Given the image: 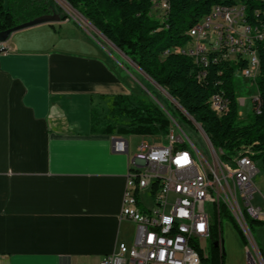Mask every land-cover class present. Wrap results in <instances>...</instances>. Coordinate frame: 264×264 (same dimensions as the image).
<instances>
[{
	"label": "crops",
	"instance_id": "obj_1",
	"mask_svg": "<svg viewBox=\"0 0 264 264\" xmlns=\"http://www.w3.org/2000/svg\"><path fill=\"white\" fill-rule=\"evenodd\" d=\"M88 34L73 18L39 24L0 55V264H100L136 238L121 209L138 145L92 123L129 95L126 73Z\"/></svg>",
	"mask_w": 264,
	"mask_h": 264
},
{
	"label": "built area",
	"instance_id": "obj_2",
	"mask_svg": "<svg viewBox=\"0 0 264 264\" xmlns=\"http://www.w3.org/2000/svg\"><path fill=\"white\" fill-rule=\"evenodd\" d=\"M227 1L215 5L189 31L187 46L173 51L191 57L199 65V81L206 77L211 64L233 63L238 66L234 77L240 73L257 88L260 51H264V0ZM168 10L169 2L163 0L152 12L163 19ZM252 19H259V27H252ZM7 52L5 43H0V55ZM219 72L221 75L222 70ZM212 100L215 114L225 115V104H229L225 92L213 94ZM237 100L239 106L246 104L245 98ZM252 103L254 113L261 110L259 90ZM161 108L171 121L168 134L160 138L166 144L143 139L126 176L121 218L136 224V238L131 246L119 244L117 251L100 264H203L210 242L223 250L224 217L233 220L243 234L246 264H264V253L251 227V223H264V205L255 202L259 191L254 177L259 170L252 147L243 146L229 160H223V151L212 145L208 160L168 110ZM175 126L182 133L176 135ZM186 140L196 150V158ZM113 150L127 154V141L114 139ZM144 194L151 205L147 206Z\"/></svg>",
	"mask_w": 264,
	"mask_h": 264
},
{
	"label": "trees",
	"instance_id": "obj_3",
	"mask_svg": "<svg viewBox=\"0 0 264 264\" xmlns=\"http://www.w3.org/2000/svg\"><path fill=\"white\" fill-rule=\"evenodd\" d=\"M65 1L167 91L183 110L179 114L184 119L186 114L193 118L213 148L223 151V160H229L243 146H250L254 161L264 166V51H260L262 63L256 77L261 110L246 126H240L238 122L240 106L233 74L238 66L233 63L211 64L206 77L199 81V65L191 57L173 51L187 46L191 40L189 31L215 5L227 4V0H168L169 10L163 19L154 17L152 12L154 6L162 5L163 0ZM42 17H53L56 21L70 18L54 0H0V33ZM252 25H259V19H252ZM110 53L127 72H137L117 53ZM221 92H225L229 104H225V115L219 117L215 114L212 95ZM92 123L96 132L124 136L165 137L171 126L167 114L156 102L133 95H117L109 98L104 108H94ZM255 224L264 225L257 222L251 223V227L254 228ZM211 251L212 264H223V250L211 246Z\"/></svg>",
	"mask_w": 264,
	"mask_h": 264
},
{
	"label": "rangeland",
	"instance_id": "obj_4",
	"mask_svg": "<svg viewBox=\"0 0 264 264\" xmlns=\"http://www.w3.org/2000/svg\"><path fill=\"white\" fill-rule=\"evenodd\" d=\"M54 1L62 8V10L65 13H67L70 16V18H74L75 21L89 33L88 37L91 40L102 45L109 53L110 52L117 53L109 46L108 41L106 39H103V37L94 29L93 25L88 20H86L78 11L71 9L69 6H67V4L63 0H54ZM153 16L159 18L160 14L158 12H154ZM110 54L112 55V53ZM113 58L117 61L119 66H122L121 63L118 61L117 57L113 56ZM133 67L136 66L134 65ZM123 70L126 73V75L122 76V80L129 95L150 98L154 102H156L159 106L168 110L174 116L176 122L184 131V133L187 135L189 140L194 144L197 151L201 153L202 156L205 157L206 159L211 160L212 152L207 143L206 138L202 134L197 124H195L191 119H189L186 116H185L186 119H184L179 114L180 110L182 112L183 110L178 107L176 102L171 100V98H169L162 89L158 88L151 81L146 79L139 71L132 74L127 72L124 67ZM234 80H235V88L238 93V98L246 99V104L240 105V111L242 112V116H239V120H238L240 126H246L249 123H251L255 114L253 111L252 97L255 95L258 89L256 88V86L251 85V82L246 80L244 77H242L240 73L236 74ZM175 133L176 135L178 133H182L177 126H175ZM125 138L130 140L131 145L133 147L138 145L143 139L149 142L161 141L162 143L166 144V142L164 140H160L161 137L158 136L125 135ZM186 141L189 143L188 140ZM189 145L191 146L190 143ZM191 151L194 157L196 158V150H194V148L192 149V146H191ZM257 168L259 170V173L254 177V183L259 193L256 196L255 202H257V204H259L260 206H263L264 200L260 196V194L264 196V166L262 165V163L258 162ZM144 200L147 202V206L151 205L148 197H145ZM207 208L211 209L209 204H207ZM221 228L223 231L222 235L224 239V248H225V256L223 259V264H246L245 263L246 245H245V240L240 232V229L237 228L233 220L227 217H224L221 224ZM252 233L254 239L256 240L257 244L264 253V225L255 224ZM211 252L212 251H211V242H210L208 249H206L204 253V258L207 259L209 257L210 260L206 261L205 259L203 261V264H212Z\"/></svg>",
	"mask_w": 264,
	"mask_h": 264
},
{
	"label": "water",
	"instance_id": "obj_5",
	"mask_svg": "<svg viewBox=\"0 0 264 264\" xmlns=\"http://www.w3.org/2000/svg\"><path fill=\"white\" fill-rule=\"evenodd\" d=\"M71 9H73L65 0H63ZM74 10V9H73ZM56 19L53 18V17H42V18H39L27 25H24V26H21V27H18L16 29H13L11 31H7V32H3V33H0V43H6L7 39L9 38V36L13 33V32H16L18 30H21V29H25V28H28V27H32V26H35V25H39V24H44V23H52V22H55ZM94 27V26H93ZM94 29L103 37V39H106L95 27ZM107 40V39H106ZM108 41V40H107ZM109 43V46L115 51L117 52L125 61H127L128 63H130L131 65H133V63L114 45L112 44L110 41H108ZM135 65V64H134ZM133 65V66H134ZM136 66V65H135ZM136 68L137 71H139L146 79H148L149 81H151L155 86H157L158 88L162 89L169 98H171L169 96V94L167 93V91L165 89H163L162 87L158 86L152 79H150L145 73H143L138 66L134 67ZM171 100H173L174 102H176L173 98H171ZM177 103V102H176ZM178 107L180 108V106L178 105ZM186 116L191 119L195 124H197V126L199 125L193 118H191L190 116H188L186 114ZM199 129L201 130L202 134L204 135V137L206 138V140L208 139V137L206 136V134L204 133L203 129L201 128V126H198ZM214 247L216 248L218 246L217 243H213ZM223 252H224V255H225V248L223 247Z\"/></svg>",
	"mask_w": 264,
	"mask_h": 264
},
{
	"label": "bare ground",
	"instance_id": "obj_6",
	"mask_svg": "<svg viewBox=\"0 0 264 264\" xmlns=\"http://www.w3.org/2000/svg\"><path fill=\"white\" fill-rule=\"evenodd\" d=\"M68 6V5H67ZM252 27H259V25H252ZM177 104V103H176ZM178 105V104H177ZM198 126H200V125H198ZM207 143H208V145H209V147H212V144H211V142L207 139ZM214 149V148H213Z\"/></svg>",
	"mask_w": 264,
	"mask_h": 264
},
{
	"label": "flooded vegetation",
	"instance_id": "obj_7",
	"mask_svg": "<svg viewBox=\"0 0 264 264\" xmlns=\"http://www.w3.org/2000/svg\"><path fill=\"white\" fill-rule=\"evenodd\" d=\"M211 246H213L214 247V245L212 244ZM216 248H218L219 249V247L217 246Z\"/></svg>",
	"mask_w": 264,
	"mask_h": 264
}]
</instances>
